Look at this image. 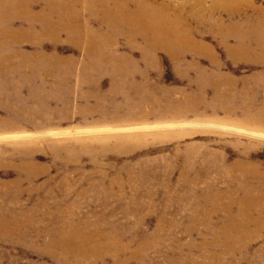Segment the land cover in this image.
<instances>
[{
    "label": "rangeland",
    "instance_id": "374dc122",
    "mask_svg": "<svg viewBox=\"0 0 264 264\" xmlns=\"http://www.w3.org/2000/svg\"><path fill=\"white\" fill-rule=\"evenodd\" d=\"M251 2L145 26L134 0H0V264H59L45 243L78 227L105 240L91 264H264L238 217L264 213L243 207L264 195Z\"/></svg>",
    "mask_w": 264,
    "mask_h": 264
},
{
    "label": "bare ground",
    "instance_id": "6f19581e",
    "mask_svg": "<svg viewBox=\"0 0 264 264\" xmlns=\"http://www.w3.org/2000/svg\"><path fill=\"white\" fill-rule=\"evenodd\" d=\"M206 1L207 0H179L178 5H176L169 3L167 1L156 3V0H154L153 3L147 2L149 5H152L155 8L152 11L153 15H151L148 13L147 11L148 6L144 3L143 0H134V2L135 3L137 2V4L139 5L138 7L140 9H138L137 12L134 13L132 21L136 25H145V26L146 23H150L151 25H154L155 22H158V20L161 19L164 21L184 22L185 19L183 17L182 10L186 11L188 7H194V9L189 14H185V15L197 14L199 12L203 14L211 15L214 13L215 9L209 7L205 8ZM209 1H211V6L213 7L220 6L223 7L224 9H226V7H233L234 4H237L239 6L241 5L251 6L252 3L251 0H209ZM139 32H140V28L135 29V33H139ZM135 33H129L128 35L132 39V36ZM137 35H141V34H137ZM238 168L242 172L244 177L257 179L255 174L256 170H253L252 168L246 165H239ZM261 177L264 178V173H261ZM246 183L249 185V187L252 186V182L246 181ZM243 196L249 198V200L244 203L243 207H247L251 205L254 209L255 202H259L262 205V209L264 210V195L262 192L250 190L249 193L246 192ZM253 214H254L253 220H250L249 215L244 214L243 212L238 213V217L240 221L243 223V225L258 227V229H260V227L264 225L261 222L262 220L264 221V216H263L264 213L262 212V210H258L253 212ZM78 230L81 231L79 227ZM80 231H77L75 228H70L69 233L67 234L60 233L58 235L59 239L53 241L51 240L48 245L45 243V247H47V251H53V253L56 252L55 254L56 261L58 260L59 262H61L59 264H91L92 262L101 259L103 257L104 255L103 253H105L106 251L102 245V242L105 240H99V241L94 240L85 232H84L85 234L83 232L81 234ZM247 238L250 241V237ZM72 240L75 241V243L72 246H69L68 243L72 244ZM239 240L240 238L236 237L234 239V242H232L233 248L228 250V252L225 251L224 255L237 251L243 254L242 255L243 258L246 252L244 251L243 247L237 244L240 243ZM60 253H62V256H60ZM89 256H92L93 258H89ZM212 258L214 262L223 263L222 261L218 260L215 257L214 253Z\"/></svg>",
    "mask_w": 264,
    "mask_h": 264
}]
</instances>
